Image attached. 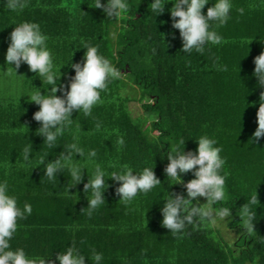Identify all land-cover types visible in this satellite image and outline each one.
<instances>
[{
    "label": "trees",
    "instance_id": "16d2710c",
    "mask_svg": "<svg viewBox=\"0 0 264 264\" xmlns=\"http://www.w3.org/2000/svg\"><path fill=\"white\" fill-rule=\"evenodd\" d=\"M151 2L128 0L129 10L122 17H107L94 8L95 0H26L18 11H8L0 2V181L7 182L19 207L32 206V214L18 220L11 248H23L30 258L43 257L46 264H58L57 254L72 242L86 255V264H93L88 257L93 249L103 254L102 264H264V137L252 142L264 91L253 76L254 58L264 51V4L232 0L231 19L215 29L224 43L184 53L179 30L172 27V4H165L158 15L151 11ZM214 3L209 0L202 14ZM241 7L243 15L237 11ZM23 21L39 24L48 36L57 71L70 61L82 65L84 47L91 45L122 73L100 93L102 102L89 116L73 111V123L54 148L36 134L41 125L33 114L39 106L27 96L39 89L45 94L47 85L27 64H21L17 76L8 69L15 66L5 63L9 34ZM216 58L227 71L215 70ZM60 72L58 85L66 92L75 72L70 65ZM56 95L63 98L61 91ZM133 102L140 104V116H132ZM202 135L222 147L226 198L212 207L230 209L224 226L236 235L232 243L210 224L189 225L176 237L161 226L163 196L170 192L187 198L184 184L170 185L167 180L166 154L174 147L182 149V140L186 153L195 151V140ZM120 136L125 140L122 149L116 143ZM73 142L85 156L95 149L94 163L107 173L123 165L136 173L153 167L161 185L125 205L116 194L119 182L106 177L105 204L89 217L84 208L91 193L85 194L84 184L93 175L94 163L86 164L76 154L86 167L76 185L66 170L49 181L44 164L38 165L41 157L45 163L55 160ZM27 146L32 147L30 166L23 161ZM194 178L191 172L182 177L184 183ZM202 198H197L201 206ZM245 209L254 214L255 233L244 227Z\"/></svg>",
    "mask_w": 264,
    "mask_h": 264
},
{
    "label": "clouds",
    "instance_id": "9594fccd",
    "mask_svg": "<svg viewBox=\"0 0 264 264\" xmlns=\"http://www.w3.org/2000/svg\"><path fill=\"white\" fill-rule=\"evenodd\" d=\"M8 11L22 10L26 6V0H0ZM171 3L169 9L172 18V27L179 30L182 40L181 52L191 53L203 52L206 45H221L224 43L223 37L215 30L224 26L230 19V11L233 8L232 0H215L212 7L207 9L206 15L202 14V9L209 3V0H152L151 11L161 14L164 5ZM264 4V0H260ZM94 8L102 9L107 17H122L129 10L128 0H95ZM237 11L243 15L244 8ZM178 18V19H177ZM115 35V33H113ZM10 43L5 54V63L14 65L8 67L16 74L22 63L28 65L30 72L35 73L42 81L45 94H41L40 89L28 94V99L39 106V110L33 114V119L40 123L36 130L38 136L43 137V143L48 148H54L58 137H61L65 130L73 123L71 118L73 111L83 112L84 116L91 114L92 108L101 103L102 91H107L108 83L113 79L121 77V70L115 67L107 58L98 53L97 46L85 45L83 64L67 63L74 69L75 75L70 78L68 90L64 92V85L59 84L61 77L54 64V56L47 45L48 36L41 31L40 25L34 22L23 21L16 24L9 34ZM173 38H175L173 36ZM261 41H264L261 39ZM73 56V54H72ZM72 58V57H71ZM219 58L213 61V67L217 71H227L226 65L218 63ZM253 76L256 78L257 86L264 89V51L254 58ZM7 69V70H8ZM7 72V71H6ZM19 76V75H17ZM50 87V93L48 92ZM57 91H61L63 98L57 96ZM258 127L253 133V141H259L264 137V91L259 97V108L257 112ZM96 128H100L97 123ZM78 138L73 137L76 141ZM197 142L195 151L185 152V141L180 143V147L172 148L167 155L169 163L165 168L167 180L170 185L184 184L187 198L182 194L167 192L163 196L166 201L160 209L162 213L161 226L168 229L174 237L182 235L186 228L191 225L198 228L201 225H215L218 219L230 217V209L222 207L215 210L212 205L221 203L226 198L225 180L226 174H221L225 165V159L220 155L222 147L217 146L215 138L202 135ZM118 148L122 149L125 140L122 136L117 139ZM32 147L24 148V166L31 165ZM79 154L81 159L87 163H94L97 156L95 149H89L86 156L85 151L78 142L68 144L61 155L55 160L45 163V158L41 157L38 165L44 164V176L49 181H55L57 174L67 171L74 181V185L82 180V172L85 166L79 164L81 160L75 159ZM192 173L195 177L184 183L182 177ZM135 173V174H133ZM119 182L116 194L120 196L119 202L125 205L130 204L138 194L147 195L157 185H161L153 171V167H145L141 172L136 173L128 165H123L119 171L107 173L100 164L94 163V172L84 184L87 196V215L91 217L93 213L103 204L105 199L103 193L108 185L105 178L109 177ZM198 197H205L207 203L200 205ZM257 196L252 197V202H256ZM195 201V203H194ZM32 214V206L25 203L23 208L18 206L17 198L9 195L8 184L0 181V264H46L43 257L30 258L23 248L12 250L10 241L18 228V220L26 219ZM244 227L248 233L254 232V214L250 209H245ZM146 215V214H145ZM85 254L75 245L66 247L56 256L58 264H86ZM93 264H102L103 254L92 250L88 255Z\"/></svg>",
    "mask_w": 264,
    "mask_h": 264
},
{
    "label": "rangeland",
    "instance_id": "374dc122",
    "mask_svg": "<svg viewBox=\"0 0 264 264\" xmlns=\"http://www.w3.org/2000/svg\"><path fill=\"white\" fill-rule=\"evenodd\" d=\"M1 83H3V82L1 79V75H0V84ZM130 108H131V113H132L133 117H137V116H140L142 114V109H141L139 103H135V102L131 103ZM201 202H202V204H205V203H207V200L205 198H202ZM224 225H225L224 219H218L217 223L214 225V227L221 230L225 241H227L228 243H232L235 240L236 235L234 234V232H231V231L225 229Z\"/></svg>",
    "mask_w": 264,
    "mask_h": 264
}]
</instances>
